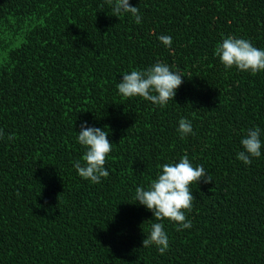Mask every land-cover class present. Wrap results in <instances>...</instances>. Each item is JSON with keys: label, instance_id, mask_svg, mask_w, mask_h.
Segmentation results:
<instances>
[{"label": "trees", "instance_id": "obj_1", "mask_svg": "<svg viewBox=\"0 0 264 264\" xmlns=\"http://www.w3.org/2000/svg\"><path fill=\"white\" fill-rule=\"evenodd\" d=\"M129 4L141 23L106 0H0V264H264V70L214 54L228 36L264 49V0ZM158 61L183 76L173 100L119 93L124 74ZM83 122L112 143L100 183L73 166ZM254 127L261 155L246 165ZM184 155L212 181L190 185L187 229L135 200ZM156 222L164 254L142 246Z\"/></svg>", "mask_w": 264, "mask_h": 264}, {"label": "clouds", "instance_id": "obj_2", "mask_svg": "<svg viewBox=\"0 0 264 264\" xmlns=\"http://www.w3.org/2000/svg\"><path fill=\"white\" fill-rule=\"evenodd\" d=\"M106 2L113 4V15L119 17L122 12L131 13L135 17V22L141 23L139 9L130 6L129 0ZM158 39L165 46L172 43V38L168 35H161ZM214 54L219 57L225 68L236 66L241 71L252 73L264 70V49L254 47L250 41L243 38L233 36L224 38ZM182 77L178 72L170 70L167 64L158 61L145 70H133L124 74L117 87L119 93L126 98L140 96L153 104L165 106L169 100H173L176 89L183 82ZM86 125L87 122L81 124L77 137L78 142L86 147L84 164L76 161L73 166L82 178L100 183L101 178L109 175L104 165L107 154L112 151V143L107 138L108 132L104 128ZM178 131L182 135L192 133L191 121L181 118ZM260 135L261 129L254 127L249 129L241 140L243 151L237 153V158L244 164H251V158L260 157L262 147ZM0 137H3L2 130ZM8 139L12 137L9 136ZM161 167L162 172L150 183L147 190L144 187L136 188L135 200L151 210L157 221L167 218L177 222L184 229L190 228L191 221L186 219L184 211L191 210L195 199L190 185L202 178L205 183L212 182L211 178L202 165L193 167L187 155L180 157L177 163H166ZM151 245H156L160 254H164L168 249V236L162 223H152L149 235L142 240L143 247Z\"/></svg>", "mask_w": 264, "mask_h": 264}]
</instances>
